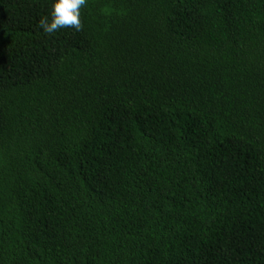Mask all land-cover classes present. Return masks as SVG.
<instances>
[{"label":"trees","instance_id":"obj_1","mask_svg":"<svg viewBox=\"0 0 264 264\" xmlns=\"http://www.w3.org/2000/svg\"><path fill=\"white\" fill-rule=\"evenodd\" d=\"M0 0V264H264V0Z\"/></svg>","mask_w":264,"mask_h":264},{"label":"clouds","instance_id":"obj_2","mask_svg":"<svg viewBox=\"0 0 264 264\" xmlns=\"http://www.w3.org/2000/svg\"><path fill=\"white\" fill-rule=\"evenodd\" d=\"M87 0H53L50 18L42 17L39 27L48 35L55 34L62 28L82 29L81 9Z\"/></svg>","mask_w":264,"mask_h":264}]
</instances>
